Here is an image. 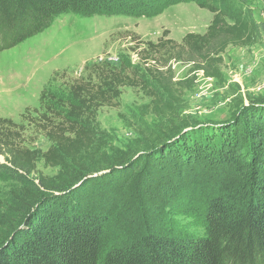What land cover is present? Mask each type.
Instances as JSON below:
<instances>
[{
  "label": "trees",
  "instance_id": "1",
  "mask_svg": "<svg viewBox=\"0 0 264 264\" xmlns=\"http://www.w3.org/2000/svg\"><path fill=\"white\" fill-rule=\"evenodd\" d=\"M157 1L0 0V51L43 31L62 14L152 16L189 0H165L156 6ZM190 1L213 13L204 33L188 32L178 41L168 37L166 30L157 42H147L142 64L123 61L118 67L95 62L87 68L90 73L75 79L68 90L42 92L33 120L43 122L40 131L51 142L47 150L30 147L21 139V126L0 117V153L6 157L0 163V178L38 185L39 194L42 190V195H33L20 223L7 225L0 264H264V98L251 113L243 114L255 125L252 136L231 133L241 143L252 138L254 148L249 155L233 148L230 176L194 208L201 232L168 225L152 228L149 221L135 229L125 228L114 221L106 202L94 206L82 186L91 173L127 164L118 158L98 159L105 155L101 154L98 110L120 106L122 87L142 90L150 98V112L169 120L176 136L189 126L175 121L179 86L187 87L193 79L175 81L171 62L191 64L195 73L220 77L226 49L254 43L258 30L264 28L240 5L244 0ZM169 148L158 150L157 156H165ZM40 158L60 172L32 177L38 173Z\"/></svg>",
  "mask_w": 264,
  "mask_h": 264
},
{
  "label": "rangeland",
  "instance_id": "2",
  "mask_svg": "<svg viewBox=\"0 0 264 264\" xmlns=\"http://www.w3.org/2000/svg\"><path fill=\"white\" fill-rule=\"evenodd\" d=\"M240 5L264 26V0H244ZM212 19V12L190 0L152 16L59 15L43 31L0 51V117L17 122L21 139L45 151L51 142L40 131L43 122L33 120L44 90L58 94L68 90L75 79L90 73L87 68L95 62L107 61L118 67L123 61L142 64L141 54L148 41L157 42L166 30L168 37L181 41L188 32L204 33ZM222 58L220 77L195 73L191 64L171 62L175 81L193 79L191 85L179 86L181 100L175 121L189 126L176 136V127L150 112V98L137 87H122L120 106L99 108L101 154L105 155L98 159L118 158L127 164L91 173L82 186L94 206L106 202L118 224L135 229L149 221L152 228L168 225L192 232L203 230L194 208L230 176L233 148L246 155L254 148L252 138L241 143L234 137H251L255 131L243 114L251 113L264 98V28L258 30L254 43L230 45ZM167 147L168 154L157 156L158 150ZM190 158L192 162H188ZM5 161L0 153V163ZM37 169L32 177L60 172L42 158ZM23 182L0 178V243L7 225L20 223L33 195H42L37 184Z\"/></svg>",
  "mask_w": 264,
  "mask_h": 264
}]
</instances>
